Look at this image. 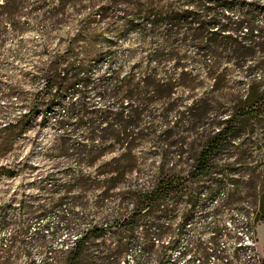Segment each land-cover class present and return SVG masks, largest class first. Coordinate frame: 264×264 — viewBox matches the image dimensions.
Listing matches in <instances>:
<instances>
[{"label":"rangeland","instance_id":"374dc122","mask_svg":"<svg viewBox=\"0 0 264 264\" xmlns=\"http://www.w3.org/2000/svg\"><path fill=\"white\" fill-rule=\"evenodd\" d=\"M191 1L22 0L17 23L2 27L0 108L3 112L7 111L10 100L16 103V98L7 97L8 91L29 89L25 75L32 72L39 56L44 58L50 53L72 51L97 55L94 67L97 74L103 75L109 68H121L125 76L136 67L145 72L150 68L146 57L165 50L163 60L168 61L159 66L158 79L171 81L170 87L162 89L156 98L149 94L150 89H137L146 95L145 104L134 105L128 99V110L133 106L144 113L140 119L128 113V139H142L128 151V179L107 197L83 194L76 189L64 192L63 187L69 183L66 170L75 173L81 169L62 157H50L54 131L36 129L18 145L14 160L23 171L18 177L0 180L3 208L0 219L30 227L25 240L29 243L32 263L39 264L43 258L35 242L36 233L44 229V223L54 226L66 217L72 218V226L79 230L90 225L106 230L94 239L92 253L114 254L112 264H138L147 257L146 245L155 243L160 248L173 242L178 248L169 252L165 264H264V221H254L261 184L257 182L250 188L247 178L237 176L244 173L237 166L229 168V173H236L229 176L237 181L235 188L219 176L192 177L200 153L222 128L219 123L241 99L242 86L216 85L209 80L212 72L197 55L187 28L150 27L139 18L141 8L168 12L171 3L176 7L178 3L179 9L190 12ZM165 37L172 41L165 43ZM228 74L235 79L239 77L231 70ZM131 90L135 89L128 86V92ZM149 99L153 100L148 103ZM262 127L259 124L255 129ZM247 129L246 132L245 124L242 125L232 144L246 140L251 131ZM231 150L230 146L221 149L214 164L218 169L233 163L225 158L231 155ZM123 153L119 151L105 161ZM252 157L261 163L264 151ZM49 175H55L56 180H49ZM155 190L159 193L151 195ZM47 198L50 209L43 219L36 222L23 214L24 207L37 210ZM148 203L155 207L153 211L144 208ZM139 209L144 210L142 217ZM245 213L251 215V220ZM160 230L169 233L156 240ZM12 232L11 227L0 232V245L8 244ZM41 233L48 240L51 229ZM76 238V232H64L53 244L71 246ZM187 247L196 255L181 257ZM160 254L161 248L148 256L145 264H157ZM29 261L19 253L17 264Z\"/></svg>","mask_w":264,"mask_h":264},{"label":"trees","instance_id":"16d2710c","mask_svg":"<svg viewBox=\"0 0 264 264\" xmlns=\"http://www.w3.org/2000/svg\"><path fill=\"white\" fill-rule=\"evenodd\" d=\"M20 1L0 2V42H3L2 27L17 23L20 17L19 12L23 8L19 5ZM176 5L179 7L178 3ZM189 5L192 8L190 12L182 11L175 3L168 4V12L141 8L139 18L150 27L166 26L168 30L179 26L187 28L196 44L194 49L203 58L205 66L200 63L212 72L209 80L216 85L237 83L243 91L227 118L219 123L222 128L200 153L192 177L209 179L219 176L226 181L225 184L235 188L237 181L229 176L236 173H229V168L237 166L244 169V173H238L239 178H247L252 189L257 182L262 186L254 221H264V160L261 163L252 160L254 153L264 151V127L255 129L259 124L264 126V0H192ZM163 41L168 43L172 40L165 37ZM164 51L157 50L146 57L150 68L145 72L136 67L125 76L121 68H109L103 75L97 74L94 67L98 57L93 54L68 51L50 53L44 58L39 56L32 72L25 75L29 89H10L7 97L16 98V103L10 100L6 112L0 108V180L21 175L23 169L14 160L18 145L36 129L48 128L56 133L49 149L50 157H62L81 169L75 173L66 170L69 183L63 187L65 193L76 189L83 194L97 193L100 197H107L115 191L128 179V151H132L136 141L142 139H128V113L138 119L144 114L133 106L128 110V99L134 105H142L147 103L146 95L137 89H150L152 92L149 94L156 98L162 89L170 87L169 79L166 82L158 79L159 66L168 61L163 60ZM229 70L236 72L238 79L228 74ZM128 86L135 90L128 92ZM133 97L136 100H132ZM152 100L149 99L148 103ZM244 124L246 132L247 128H251L247 139L237 145L232 144ZM225 146L232 149L231 155L225 158L233 160V163L218 169L214 165L215 159ZM119 151L124 153L105 161ZM252 163L255 165L251 166ZM48 179L56 180L55 175H49ZM220 185L223 186V183ZM157 193L159 191L155 190L150 194ZM146 195L149 193L146 192ZM47 202L49 198L44 199L37 210L24 207L23 214L37 222L50 209ZM144 208L153 211L155 207L148 203ZM0 211L3 212L2 207ZM143 211L139 209L140 217ZM245 217L251 220L250 214L245 213ZM72 225V218L66 217L54 226L47 222L43 224V230L51 229V234L47 240L41 233L43 230L36 233L35 242L43 255L39 264L115 263L112 253H98L97 256L92 253L94 239L105 229L90 225L85 230H79ZM8 227L13 232L8 244L0 245V264H17L19 253L30 260L26 264H34L29 243L25 240L30 227L1 218L0 232ZM64 232H76V240L71 246L66 243L54 246L53 241ZM167 233L158 231L156 240ZM157 248H161L157 264H165L169 252L175 251L178 244H163L159 248L150 243L144 248L146 259L138 264L148 262V256L157 252ZM193 253L196 255L193 249L187 247L181 257L192 256Z\"/></svg>","mask_w":264,"mask_h":264}]
</instances>
